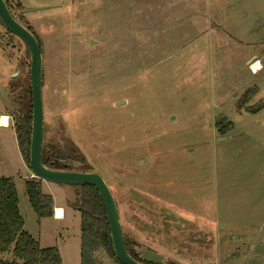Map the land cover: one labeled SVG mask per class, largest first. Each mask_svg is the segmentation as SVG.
<instances>
[{
	"label": "rangeland",
	"instance_id": "1",
	"mask_svg": "<svg viewBox=\"0 0 264 264\" xmlns=\"http://www.w3.org/2000/svg\"><path fill=\"white\" fill-rule=\"evenodd\" d=\"M11 1L41 43L43 142L104 178L140 244L132 247L163 264L264 263V70L252 75L244 63L253 51L264 63V0ZM30 61L0 22V108L10 107L13 124ZM246 90L255 91L240 107ZM16 140L0 129L12 164ZM71 186L43 185L67 209L56 222L37 216L17 178L24 229L58 247L64 264H81ZM97 257L116 264L103 250Z\"/></svg>",
	"mask_w": 264,
	"mask_h": 264
},
{
	"label": "trees",
	"instance_id": "2",
	"mask_svg": "<svg viewBox=\"0 0 264 264\" xmlns=\"http://www.w3.org/2000/svg\"><path fill=\"white\" fill-rule=\"evenodd\" d=\"M5 1L11 10L10 0ZM16 6L20 12L25 9L21 3H17ZM25 26L35 35L30 25ZM7 33L14 36L9 31ZM254 91L248 90L238 105L241 107L246 104ZM26 94L27 99H25L22 113L15 116L14 126L20 151L29 166L33 113L32 94L29 86ZM225 119V116H220L217 124L222 123L223 125ZM222 129L225 128H220V130ZM64 158V151L61 147L43 142L41 159L44 165L52 169L68 170L69 166ZM69 158L75 161L83 160L81 156L71 154H69ZM25 188L31 207L37 216L39 218L52 217L54 214V199L51 194L43 192L42 179L38 177L27 178ZM74 188L76 201L73 206L81 212V264H104L97 257L99 250H103L116 264H123L114 252L110 224L99 191L92 185H79L74 186ZM24 226L25 221L20 213L15 179L0 176V264H63L58 247L41 246L40 242L24 229ZM124 238L130 255L143 262L135 248L132 247V245L140 246V244L132 241L125 232ZM7 253L12 255L11 260L4 259L3 256Z\"/></svg>",
	"mask_w": 264,
	"mask_h": 264
},
{
	"label": "water",
	"instance_id": "3",
	"mask_svg": "<svg viewBox=\"0 0 264 264\" xmlns=\"http://www.w3.org/2000/svg\"><path fill=\"white\" fill-rule=\"evenodd\" d=\"M0 21L7 31L26 44L30 52V86L33 113L29 168L32 170L33 175L48 182L65 183L72 186L92 185L96 187L106 208L115 255L123 264H163L166 262V258L162 254L154 252L147 247H135L143 262L136 260L130 255L125 243L124 230L116 200L108 184L99 173L79 171L77 167L80 163L70 159L66 153L64 161L69 166L68 170L52 169L43 164L41 159L44 136L42 48L38 39L29 28L15 18L5 0H0Z\"/></svg>",
	"mask_w": 264,
	"mask_h": 264
},
{
	"label": "crops",
	"instance_id": "4",
	"mask_svg": "<svg viewBox=\"0 0 264 264\" xmlns=\"http://www.w3.org/2000/svg\"><path fill=\"white\" fill-rule=\"evenodd\" d=\"M254 1H257V0H253V2ZM19 3H21V2H19ZM179 10H183V7H180ZM200 20L201 19H195L196 22H199ZM253 42H255V41H251L250 43H253ZM254 61H257L256 62L257 63L256 64L257 65V70L256 71L255 70L252 71L251 68H250V64L252 62H254ZM244 63H245V65H247L248 70L250 71V73L252 75H257L260 71L264 70V63L259 57H257L255 51H253L251 56L249 54L245 55ZM240 68H241V66L239 68H237V70L240 69ZM10 111H11L10 107H7L6 110L0 108V129L1 128H4V129L11 128L12 131L16 132L15 126H14L13 122L11 121L12 118H11V114L9 113ZM4 117H6L7 120H4L3 119ZM16 141H17V146H18L17 150L19 151V153H21L19 145H18V140H16ZM4 142H5L4 144H6V141H4ZM2 145H3V143L0 141V147ZM0 171H1L0 176L13 177L15 179L16 186H17V178L23 179L24 183H25V180L27 178L35 177L33 175L32 170L26 164L22 153H21V157L19 156V162L14 163V164L10 163L7 160V158H5L2 154H0ZM45 183H50V182L42 180V189H43V185ZM71 187H74V186H71ZM71 189H74L72 191L75 193V188H71ZM48 194H51L53 196V199H54V214H53L52 217H49V218H52L56 222L64 220L66 218V216H67V209L65 208L64 204H62L60 202H57V200H56V198H55L53 193H48ZM62 260H63V257H62Z\"/></svg>",
	"mask_w": 264,
	"mask_h": 264
},
{
	"label": "built area",
	"instance_id": "5",
	"mask_svg": "<svg viewBox=\"0 0 264 264\" xmlns=\"http://www.w3.org/2000/svg\"><path fill=\"white\" fill-rule=\"evenodd\" d=\"M256 64H257L256 61H254V62H252V63L250 64V68H251L252 71H254V70L256 71V70H257V66H256Z\"/></svg>",
	"mask_w": 264,
	"mask_h": 264
},
{
	"label": "bare ground",
	"instance_id": "6",
	"mask_svg": "<svg viewBox=\"0 0 264 264\" xmlns=\"http://www.w3.org/2000/svg\"><path fill=\"white\" fill-rule=\"evenodd\" d=\"M256 66H257V65H256ZM3 119H4V120H7V118H6V117H4Z\"/></svg>",
	"mask_w": 264,
	"mask_h": 264
}]
</instances>
